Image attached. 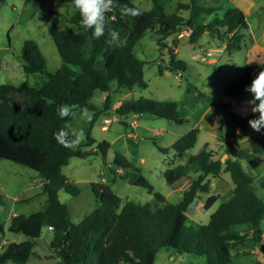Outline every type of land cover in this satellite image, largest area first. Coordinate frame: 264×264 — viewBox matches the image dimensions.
<instances>
[{
  "label": "trees",
  "instance_id": "1",
  "mask_svg": "<svg viewBox=\"0 0 264 264\" xmlns=\"http://www.w3.org/2000/svg\"><path fill=\"white\" fill-rule=\"evenodd\" d=\"M5 0H0V4ZM29 3L33 0H23ZM46 2L48 0H39ZM73 8V0H70ZM149 9L141 7L135 0H115V7L106 16L104 35L93 36V30L81 27V15L74 8L67 17V27L51 26L62 65L50 71L38 43L26 39L22 46L23 70L26 75L42 76L40 82L30 84L27 80L20 84L11 82L0 84V158L8 159L36 170L42 180L43 191L48 195L47 206L40 212L29 215L15 214L8 226L9 231L21 233L26 239L11 242L0 250V264L13 261L24 264L32 255L33 248L42 237L43 228L52 232L48 245L57 255L58 264H154L161 249L177 253H193L205 258V264H234L232 243L252 234L261 239L264 233V174H251L242 164L243 159L251 165L257 164L259 155L264 153V138L248 137L251 149L227 146L228 157L212 159L213 153L207 143L196 154L189 156L186 164L168 168L164 177L174 188L184 186L183 196L173 202L154 190L143 176L140 182L154 194L150 202L123 200L106 181L91 183L95 196V209L81 220L74 221L68 205L59 198L61 190L72 196L80 194L75 180L64 173L63 167L71 157L86 158L91 151L84 149L96 142L92 127L102 107L92 101L97 90L106 92L104 107L111 108L113 88H146L144 79L145 60L135 53L139 39L149 30L167 37L176 32L186 21L192 28L191 40L196 42L206 29L217 31L226 27L231 32L227 50L241 48L243 33L247 28V16L238 6L228 7L221 16L208 24L197 23L201 11L211 14L217 10L203 6L192 0L190 17L185 20L178 13H168L165 0H152ZM124 6L135 8L138 15H126ZM109 30L119 33L123 47L110 43ZM159 45L163 43H158ZM164 45V44H163ZM166 46V45H164ZM169 63L159 64V72L167 70L184 72L186 62L177 56V51L169 47ZM264 71V62L247 66L240 76L230 82L224 94L228 98L248 95L246 86L256 75ZM178 72V73H179ZM110 105V106H109ZM62 106H68L69 113L60 114ZM229 102L221 107L228 109ZM119 114L148 112L162 118L184 122L178 104L173 100H156L141 96L125 99L115 109ZM87 112H89L87 114ZM258 116V114H256ZM232 120L243 128L253 118L249 113L240 116L231 112ZM126 123V122H124ZM76 124L86 127L82 134ZM199 129L193 128L180 136L171 147L183 158L198 138ZM111 147L109 140L100 141L96 151L103 156ZM158 148L168 153L169 148ZM95 151V150H94ZM114 163L122 168H135L122 154H116ZM194 166L200 174L194 178L187 168ZM229 172L235 185L232 196L222 201L211 214L207 223L193 228L189 222V206L199 192L210 193L209 174ZM244 231L243 234L240 232ZM264 250V243L262 245ZM251 264H264L258 260Z\"/></svg>",
  "mask_w": 264,
  "mask_h": 264
},
{
  "label": "rangeland",
  "instance_id": "2",
  "mask_svg": "<svg viewBox=\"0 0 264 264\" xmlns=\"http://www.w3.org/2000/svg\"><path fill=\"white\" fill-rule=\"evenodd\" d=\"M143 8H151L152 0H135ZM203 6H212L211 14L201 11L196 22L208 24L216 15L230 6H238L244 10L248 18V27L244 30L241 48L227 51L232 33L226 27L220 29L223 37L217 31L206 29L201 37L192 42V28L184 21L183 25L173 34L165 37L149 30L137 42L135 53L146 61L144 79L146 88L116 87L111 108L104 107V91L97 90L92 101L102 107L92 127V135L96 142L84 149L91 151L86 158L71 157L63 171L80 188V194L72 196L61 190L59 198L68 205L71 218L81 220L96 207L95 196L91 183L106 181L123 200L150 202L154 194L140 182V176L153 185L154 190L163 193L170 201L181 199L184 186L174 188L164 173L168 168L186 164L192 154L198 153L207 143L213 153L212 159L222 158L230 143L238 147H250L247 138L253 134L264 138V129L254 131L249 123L243 128L232 120L231 112L244 114V103L251 99L250 94L235 99H227L224 90L230 82L240 76L247 66L261 59L264 60V0H196ZM192 0H165L168 13H178L185 18L190 17ZM74 8L70 0H48L40 2L33 0L25 3L23 0H5L0 4V84L11 82L20 84L27 80L30 84L40 82L41 75H26L23 70L22 46L26 39L37 41L46 59L47 68L55 71L62 65L59 50L52 39L50 28L67 27L70 22L67 17L72 15ZM240 30V31H241ZM255 41V44H253ZM158 43H163L159 45ZM169 47L175 48L177 56L188 65V70L181 72L167 70L159 72V64L169 63ZM260 57V58H259ZM141 96L156 100H173L178 104L180 115L184 122L162 118L157 115L143 113H128L125 115L115 111L125 99H137ZM223 102H229L228 109L221 107ZM109 105V106H110ZM89 112H87L88 114ZM112 117L113 122L103 128L104 119ZM135 120V121H134ZM134 121V122H133ZM126 122V123H124ZM79 134L86 127L75 125ZM193 128H198V138L195 145L180 158L171 145L183 134ZM109 140L111 147L103 156L97 145L100 141ZM169 148L163 153L159 148ZM247 146V147H246ZM95 150V151H94ZM124 155L135 168H122L114 163L116 154ZM228 157L224 156L226 159ZM257 164L251 165L243 159L242 164L251 174H264V153L260 154ZM188 173L196 178L201 171L194 166L187 168ZM211 192L197 195L189 206V224L196 228L198 224L207 223L211 214L222 201L232 196L235 187L229 172L221 171L217 175L209 174ZM48 195L43 191L42 180L38 172L23 164L0 158V250L11 242L26 239L21 233L9 231L8 226L15 214L29 215L40 212L46 206ZM244 231L240 232L243 234ZM252 234L232 243L234 264H251L254 261H264L263 241ZM52 238L51 230L43 228L42 237L33 248L31 257L24 264H58V257L49 248ZM7 264H16L8 261ZM154 264H205V258L193 253H177L161 249Z\"/></svg>",
  "mask_w": 264,
  "mask_h": 264
},
{
  "label": "clouds",
  "instance_id": "3",
  "mask_svg": "<svg viewBox=\"0 0 264 264\" xmlns=\"http://www.w3.org/2000/svg\"><path fill=\"white\" fill-rule=\"evenodd\" d=\"M74 8L81 15V27L85 30H93V36L99 38L104 35L106 28L105 14L110 12L115 7V0H73ZM122 12L126 15H138L139 12L135 8L124 6ZM111 36L110 43L117 47H123L126 40L121 41L119 33L115 30H109ZM245 91L251 96V99L244 103V114H252L248 123L250 127L261 132L264 129V71L259 72L252 80L251 84L246 86ZM69 113L68 106H62L60 114L63 117ZM258 114V116L256 115Z\"/></svg>",
  "mask_w": 264,
  "mask_h": 264
},
{
  "label": "crops",
  "instance_id": "4",
  "mask_svg": "<svg viewBox=\"0 0 264 264\" xmlns=\"http://www.w3.org/2000/svg\"><path fill=\"white\" fill-rule=\"evenodd\" d=\"M247 21H248V18H247ZM248 23H249V21H248ZM241 32L244 33V30H243V31L241 30ZM253 44H255V41H253ZM260 47L264 49V46H263V45H260ZM226 48H227V46H226ZM227 51H228V50H227ZM260 57H261V59L259 60V62H255V63H253L252 65H254V64H256V63L264 62V60H263V56H262V53H260ZM260 57H259V58H260ZM250 66H251V65H250ZM104 96H106V92H105ZM239 97H240V96H239ZM104 98H105V97H104ZM226 98L229 99L228 97H226ZM230 99H235V98H230ZM254 135H257V134H253V135H251V136H254ZM249 137H250V136H249ZM247 141H248V138H247ZM248 142H249V141H248ZM249 144H250V142H249ZM246 147H247V146H246ZM247 148L251 149V144H250V147H249V145H248ZM176 188H178V187H176ZM182 196H183V193L181 194V198H182Z\"/></svg>",
  "mask_w": 264,
  "mask_h": 264
},
{
  "label": "built area",
  "instance_id": "5",
  "mask_svg": "<svg viewBox=\"0 0 264 264\" xmlns=\"http://www.w3.org/2000/svg\"><path fill=\"white\" fill-rule=\"evenodd\" d=\"M179 74H181L180 72H179ZM113 118L112 117H106L105 119H104V124L102 125V127L105 129V128H107L112 122H113ZM135 121V120H134ZM133 121V122H134ZM263 241V243H264V240H262Z\"/></svg>",
  "mask_w": 264,
  "mask_h": 264
},
{
  "label": "water",
  "instance_id": "6",
  "mask_svg": "<svg viewBox=\"0 0 264 264\" xmlns=\"http://www.w3.org/2000/svg\"><path fill=\"white\" fill-rule=\"evenodd\" d=\"M227 155H228V153H224V155H223V157L221 158V160H222V161H225L224 156H227Z\"/></svg>",
  "mask_w": 264,
  "mask_h": 264
}]
</instances>
